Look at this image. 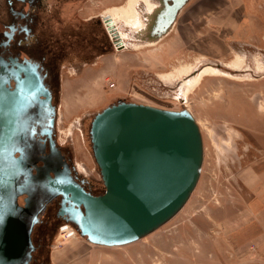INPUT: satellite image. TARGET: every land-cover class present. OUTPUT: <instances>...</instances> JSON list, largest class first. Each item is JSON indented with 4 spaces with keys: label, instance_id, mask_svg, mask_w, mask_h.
<instances>
[{
    "label": "rangeland",
    "instance_id": "1",
    "mask_svg": "<svg viewBox=\"0 0 264 264\" xmlns=\"http://www.w3.org/2000/svg\"><path fill=\"white\" fill-rule=\"evenodd\" d=\"M124 1L90 0L79 18ZM101 32L94 54L61 62L58 140L72 161L104 188L88 129L95 112L123 98L188 107L203 134L202 172L174 218L129 244H94L54 219L35 238L38 264H264V0H188L172 31L151 46L117 48ZM230 61L238 70L225 67ZM205 64L232 75L183 84Z\"/></svg>",
    "mask_w": 264,
    "mask_h": 264
},
{
    "label": "water",
    "instance_id": "2",
    "mask_svg": "<svg viewBox=\"0 0 264 264\" xmlns=\"http://www.w3.org/2000/svg\"><path fill=\"white\" fill-rule=\"evenodd\" d=\"M148 36L164 35L188 0H160ZM89 135L105 191L94 194L61 169L59 147L39 157L34 173L31 143L7 152L17 158L20 192L25 206L10 196L5 167L0 165V264H29L35 249L32 234L49 202L62 194L72 221L89 242L119 246L153 233L186 205L204 163L202 130L193 112L119 98L92 117ZM54 173L53 177L51 173ZM13 241V242H11ZM4 250V252H3ZM3 252V253H2Z\"/></svg>",
    "mask_w": 264,
    "mask_h": 264
},
{
    "label": "flooded vegetation",
    "instance_id": "3",
    "mask_svg": "<svg viewBox=\"0 0 264 264\" xmlns=\"http://www.w3.org/2000/svg\"><path fill=\"white\" fill-rule=\"evenodd\" d=\"M89 1L0 0V165L5 167L8 193L17 196L19 206H25L27 198L26 193L20 192L18 182L20 161L17 158L21 153H8L10 160L6 155L8 151L22 147L20 141H25L27 146L31 143L34 173L44 164L39 157L50 154L57 146L64 155L61 169L86 190L94 194L105 191L102 184L94 183L72 161L70 149L58 140V87L63 57L68 55L70 60H75L76 56H91L99 45L104 44L102 28L109 36L101 13L85 18L87 22L80 20L79 12ZM109 39L112 40L110 36ZM51 175L55 176L53 172ZM69 207L62 194L48 203L34 226L35 249L29 264L40 263L37 257L40 242L35 238L56 219L64 220L66 226L71 224L76 229ZM2 242L0 240L1 249Z\"/></svg>",
    "mask_w": 264,
    "mask_h": 264
},
{
    "label": "bare ground",
    "instance_id": "4",
    "mask_svg": "<svg viewBox=\"0 0 264 264\" xmlns=\"http://www.w3.org/2000/svg\"><path fill=\"white\" fill-rule=\"evenodd\" d=\"M140 1L143 2L145 7L143 12L140 11ZM160 7V0H125L122 4L109 6L103 13V17L109 31V36L112 39L111 41L115 43L117 48H124L128 46V44H132L136 48L156 44L164 37V35L170 33L175 26L174 22L169 30L160 38H154L147 35L149 25L154 23L155 14L159 11ZM241 59L242 58L240 57L239 60ZM224 65L229 69L238 70V64L235 61L224 63ZM261 65L262 64L259 63V68H261ZM189 71L190 65L180 68V72L182 74L187 75ZM191 73L192 74L188 75L189 80L183 79V84H187L190 81H193L196 84L203 77L209 75L223 74L228 77L232 75L231 72L221 70L218 67L212 66L210 64H205L196 69L194 72L192 70ZM77 231L76 233H78Z\"/></svg>",
    "mask_w": 264,
    "mask_h": 264
},
{
    "label": "built area",
    "instance_id": "5",
    "mask_svg": "<svg viewBox=\"0 0 264 264\" xmlns=\"http://www.w3.org/2000/svg\"><path fill=\"white\" fill-rule=\"evenodd\" d=\"M103 21H104V23H105V25H106L105 20H103ZM110 86H111V87H114V86H115V82H111V83H110Z\"/></svg>",
    "mask_w": 264,
    "mask_h": 264
},
{
    "label": "crops",
    "instance_id": "6",
    "mask_svg": "<svg viewBox=\"0 0 264 264\" xmlns=\"http://www.w3.org/2000/svg\"><path fill=\"white\" fill-rule=\"evenodd\" d=\"M115 5V4H114ZM111 6H113V5H111Z\"/></svg>",
    "mask_w": 264,
    "mask_h": 264
}]
</instances>
